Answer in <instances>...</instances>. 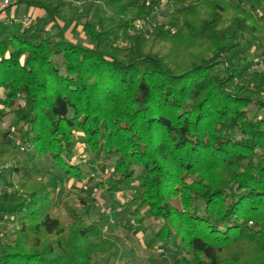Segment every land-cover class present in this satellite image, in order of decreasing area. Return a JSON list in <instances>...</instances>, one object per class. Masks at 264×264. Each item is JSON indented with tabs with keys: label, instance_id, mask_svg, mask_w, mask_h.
I'll return each mask as SVG.
<instances>
[{
	"label": "trees",
	"instance_id": "trees-1",
	"mask_svg": "<svg viewBox=\"0 0 264 264\" xmlns=\"http://www.w3.org/2000/svg\"><path fill=\"white\" fill-rule=\"evenodd\" d=\"M169 1L158 23L163 0H104L102 18L82 25L91 47L0 18V124L13 115L34 156L72 180L84 178L74 160L82 133L101 172L114 160L109 190L138 184L131 222L150 231L146 247L177 241L176 264H264V86L226 87L247 80L240 40L264 33V0ZM138 20L146 30L131 37ZM18 154L0 129V178L18 176L0 200V219L16 220L14 239L0 237V264H112L116 237L88 224V208L59 202L56 181L31 159L19 166Z\"/></svg>",
	"mask_w": 264,
	"mask_h": 264
},
{
	"label": "rangeland",
	"instance_id": "rangeland-1",
	"mask_svg": "<svg viewBox=\"0 0 264 264\" xmlns=\"http://www.w3.org/2000/svg\"><path fill=\"white\" fill-rule=\"evenodd\" d=\"M5 1L8 2L7 5L4 4ZM19 1L0 0V18L5 24L20 25L22 28L28 27L26 25L29 24V26L41 29L51 35L57 34L58 30L61 29L69 42L87 47L93 45L88 36L82 32V25L87 20L90 23H97L102 18L101 10L104 0H33L49 5L51 9H57L59 14L54 15L53 19L43 11L25 3H18ZM131 1L123 0L125 4ZM173 8L174 5L169 0H163L157 14V22L166 23V16L170 14ZM259 14L261 13L259 12ZM110 15L109 13L108 16ZM126 18L131 17L127 16ZM138 21L141 23V28L139 30L133 28L135 31L133 29L129 31L131 37L146 30L144 22ZM117 45L123 49L126 47V44L117 43ZM240 46L243 63L249 65L247 80L245 83L236 82L226 87L237 92L241 86L250 89L254 86H264V33H244L240 40ZM151 47H153L151 50L154 53L159 51L164 53L169 46H152L151 44ZM189 50L183 49L181 53ZM58 60L59 58H56V62ZM216 72L219 76H223V65L218 66ZM251 113L257 117L262 115V112L257 111L256 108H253ZM69 116H72L71 112ZM18 128L19 125L13 115L7 116L4 122L0 124L1 131L10 135L18 149L17 164L20 166L23 160L30 159L39 163L41 178L45 182L56 181L57 185L53 191L59 202L65 201L79 214L83 212L84 208H88V224H96L101 237H116L117 250L111 252L112 264H176L178 259L184 257L183 249L177 241H171L158 247H146L145 241L150 231L145 232L135 227L131 222L129 201L139 192L138 184L134 182L129 189L125 190H109L111 186L109 177L114 167V160L107 163L105 172H101L98 168L100 153H90L82 133L74 131V160L81 165L84 178L72 180L64 177L51 159L34 156L33 147L30 143L24 142ZM137 171L140 173L139 170ZM17 180V174H6L4 179L0 178V200H2L4 192L11 191L9 184H14ZM66 216L62 212V217L66 219ZM148 224L153 230H157L161 222L151 221ZM15 227L16 220L13 217H3L0 219V237L5 242H11L14 239Z\"/></svg>",
	"mask_w": 264,
	"mask_h": 264
},
{
	"label": "built area",
	"instance_id": "built-area-1",
	"mask_svg": "<svg viewBox=\"0 0 264 264\" xmlns=\"http://www.w3.org/2000/svg\"><path fill=\"white\" fill-rule=\"evenodd\" d=\"M4 4H6V5H7V4H8V2H7V1H5V2H4ZM140 24H141V23H140L139 21H137V22H136V24H135V27H134V29H135V30H136V29H137V30H139V29L141 28V25H140ZM26 26H28V27H29V24H27ZM28 27H26V28H28ZM134 29H133V30H134ZM135 30H134V31H135Z\"/></svg>",
	"mask_w": 264,
	"mask_h": 264
}]
</instances>
